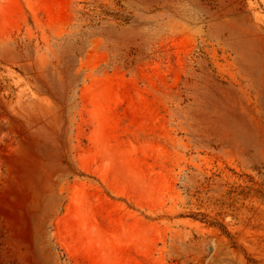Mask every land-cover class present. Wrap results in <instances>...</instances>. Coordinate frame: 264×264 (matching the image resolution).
<instances>
[{
  "label": "rangeland",
  "instance_id": "obj_1",
  "mask_svg": "<svg viewBox=\"0 0 264 264\" xmlns=\"http://www.w3.org/2000/svg\"><path fill=\"white\" fill-rule=\"evenodd\" d=\"M0 264H264V0H0Z\"/></svg>",
  "mask_w": 264,
  "mask_h": 264
}]
</instances>
